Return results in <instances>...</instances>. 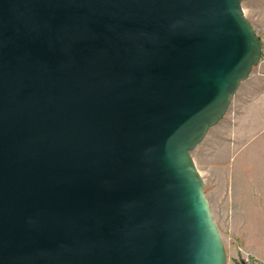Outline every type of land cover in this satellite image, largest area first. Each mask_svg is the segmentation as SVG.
I'll use <instances>...</instances> for the list:
<instances>
[{
	"label": "water",
	"instance_id": "95a60500",
	"mask_svg": "<svg viewBox=\"0 0 264 264\" xmlns=\"http://www.w3.org/2000/svg\"><path fill=\"white\" fill-rule=\"evenodd\" d=\"M261 57L242 0H0V264H227L192 151Z\"/></svg>",
	"mask_w": 264,
	"mask_h": 264
},
{
	"label": "rangeland",
	"instance_id": "374dc122",
	"mask_svg": "<svg viewBox=\"0 0 264 264\" xmlns=\"http://www.w3.org/2000/svg\"><path fill=\"white\" fill-rule=\"evenodd\" d=\"M242 4L260 39L261 61L241 83L227 113L210 128L207 136L192 154L205 180V193L227 251V264H264V244L246 241L245 232L248 229L239 226L242 223V213L229 211L228 198L221 194L227 187L225 162L229 150L239 145L228 141L234 138V133L245 118L243 112L239 113V109H242L241 103L264 94V0H242Z\"/></svg>",
	"mask_w": 264,
	"mask_h": 264
},
{
	"label": "crops",
	"instance_id": "0c3cea01",
	"mask_svg": "<svg viewBox=\"0 0 264 264\" xmlns=\"http://www.w3.org/2000/svg\"><path fill=\"white\" fill-rule=\"evenodd\" d=\"M241 106L245 118L228 141L239 145L229 150L227 187L221 194L228 198L229 211L242 213L239 226L248 229L246 241L264 244V94Z\"/></svg>",
	"mask_w": 264,
	"mask_h": 264
},
{
	"label": "flooded vegetation",
	"instance_id": "af4514ba",
	"mask_svg": "<svg viewBox=\"0 0 264 264\" xmlns=\"http://www.w3.org/2000/svg\"><path fill=\"white\" fill-rule=\"evenodd\" d=\"M242 264H243V262H242Z\"/></svg>",
	"mask_w": 264,
	"mask_h": 264
}]
</instances>
